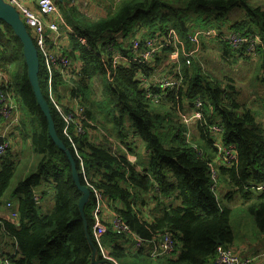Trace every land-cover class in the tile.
Masks as SVG:
<instances>
[{"label": "trees", "instance_id": "1", "mask_svg": "<svg viewBox=\"0 0 264 264\" xmlns=\"http://www.w3.org/2000/svg\"><path fill=\"white\" fill-rule=\"evenodd\" d=\"M238 9L246 19L227 25L226 15ZM64 14L74 30L69 35L66 56L72 63L81 61L83 65L80 71L72 72L70 77L75 78L71 83L55 75V89L58 98L67 101V111L71 110L70 104L72 107L77 102L86 118L81 137L70 130L84 169L99 192L120 202L122 209L118 213L130 229L145 239L155 232H170L179 248L174 259L151 261L142 251L129 253L114 243L110 231L104 239L110 257L118 264L142 257L152 264H209L219 249H228L241 260L249 258L234 251L230 227L233 209L219 201L212 189L210 168L218 151L212 145L209 127L219 121L223 145L235 147L236 162L219 167L217 182H227L231 189L227 198L239 195L247 203L246 216L258 228L259 238L264 236V191L259 194L255 187L264 181V130L257 122V113L236 100L238 94L229 77L224 81L213 79L202 73L196 60L188 65L183 58L177 71L168 69L167 74L178 85L164 92L156 84L145 89L138 74L152 76L175 48L189 47L190 35L207 29L259 37L257 54L264 67V9L251 6L248 0H122L114 12L98 20L69 10ZM133 27L142 31L145 40L167 37L169 31L177 38L169 39L155 56L156 66L135 62L114 66L106 47L113 42L124 55L115 36L127 37ZM81 37L89 48L79 44L77 39ZM221 44L224 52L232 56L228 46ZM0 48V66L10 81L21 118L13 137L29 143L35 159L34 169L13 190L12 195L18 198L17 224L0 220V239L8 237L16 242L13 255L0 244V264L4 260L8 264H90L96 251L92 237L93 198L89 194L85 198L79 161L62 134V119L47 100L45 74L39 68V90L53 120L54 135L62 145L49 135L48 122L28 78L23 45L2 21ZM92 82L101 84L104 104L91 98L87 83ZM196 99L202 103L203 119L194 128L196 136L187 141L188 129L181 115ZM96 136L106 145L95 143ZM128 156L135 157L137 163L133 165ZM18 163L10 155L2 158L0 208L6 204L4 194ZM136 166H142L144 174ZM47 192L53 194V207L45 214L39 213V196L46 197ZM148 209L152 213L147 224L141 218H146ZM106 239H111L110 243Z\"/></svg>", "mask_w": 264, "mask_h": 264}, {"label": "built area", "instance_id": "2", "mask_svg": "<svg viewBox=\"0 0 264 264\" xmlns=\"http://www.w3.org/2000/svg\"><path fill=\"white\" fill-rule=\"evenodd\" d=\"M0 1L15 9L19 19L25 26L28 35H30L32 42L34 43L37 56L41 61V69L46 77L47 100L53 107L57 116L60 117L64 123L62 134L71 144L73 153L79 161V174L84 188L93 198V208L91 211L93 219L92 237L94 249L96 251L92 256L90 264H118L114 258L110 257L109 251L104 245V238L110 231L115 237V243L129 253L142 251L146 258L151 261L171 258L177 249L173 235L170 232H155L152 233L151 237L148 239L139 236L128 227L127 223L118 213L116 208L117 201L110 197L108 198L102 192H99L84 169L83 160L76 149L74 136L81 137V135L84 134L82 122L85 121L86 118L83 116V110L77 102H74L71 110L67 111L65 109L66 104L63 100L61 101L58 98V90L55 89V75H59L61 79H63V82L71 83L75 78L74 76L71 79L70 76L72 72L77 70L80 71L83 65L81 61L74 62L76 64L72 63V60L66 56L70 49L69 35L73 34L74 30L63 21L61 16L62 12L60 11L59 6L54 0H37V9L32 10L23 5L19 0ZM71 2L74 3L75 0H71ZM175 36L176 35L173 31H169L167 37L156 36L155 38L147 39L143 42L138 39L132 40L130 42L129 51L124 50V55L120 54L119 51L114 48L115 46L113 44L107 46L106 50L110 52L114 66H128L132 62L153 65L155 62V56H158L162 52L169 39L175 40ZM188 38L189 47L183 49V57L188 65L197 58L196 56L198 55L199 47L202 41L206 39L219 40L222 38L227 41V43L225 41L224 43L228 46L230 51L235 54V56L246 57L244 59L249 58L251 61L257 60V49L261 46V39L259 37L243 35L235 31H230L224 35V33L217 29L200 30L190 35ZM77 41L82 47L89 48L88 42L84 38H78ZM102 45L103 43L99 44V46ZM179 62V50L175 48L170 54L169 62L166 63V66L168 69L174 68L175 71H177ZM138 77L139 82L145 89H147L150 82L141 74H138ZM142 79H144V81ZM177 85L178 82H176L173 77L166 74L159 83V88L164 92L166 89H171ZM69 106H71V104ZM0 119L2 120L0 122V138L3 140L0 144V159H2L10 145L13 143V135L20 125L21 118L18 104L11 92L10 81L6 77L1 66ZM202 119V103L200 99H196L192 101L191 107L181 115V122L188 129L186 132L187 141L192 140L194 134L193 129L198 122L202 121ZM71 129L73 130L74 136L70 133ZM209 132L214 140L213 146L218 151L217 154L219 158L223 159L226 164L235 163V147L233 145H223L222 136L224 132L222 131V127L218 124L212 125L209 127ZM216 142L219 144L222 143V147L218 148ZM113 145L111 147L112 151L115 150ZM120 149L122 148L120 147ZM198 156L203 158L204 154L199 152ZM128 160L133 165L137 162L136 158L131 156H128ZM210 170L211 178L214 182L212 189L217 193V171L213 168H210ZM141 173L144 174L142 171ZM255 188L258 192L261 191V189L264 190V181ZM155 191H157V189H155ZM7 209L10 210L9 222L14 225L17 224L18 214L16 210L11 211L10 203L7 204ZM141 220L147 224L150 222V220H147L146 218H141ZM252 261H254V258L250 257L241 260L228 249H219L215 257V264H251ZM2 264H8V261L4 260Z\"/></svg>", "mask_w": 264, "mask_h": 264}, {"label": "crops", "instance_id": "3", "mask_svg": "<svg viewBox=\"0 0 264 264\" xmlns=\"http://www.w3.org/2000/svg\"><path fill=\"white\" fill-rule=\"evenodd\" d=\"M19 1L23 5H25L27 8L29 7L32 10L37 9V4H36L37 0H19ZM54 1L56 3L62 2V0H54ZM84 1H85V4L83 7L85 8V11L81 12V15L86 16L91 20L102 19L109 13L107 10L111 9V10H113L112 12H114L118 8L117 7L115 9L111 5L110 0H95L94 3H96V5H93L94 0H84ZM118 1L120 2V0H118ZM77 3L78 4H76L75 2L73 3V8H71V11L79 13V11L82 9V7L80 6V8H78L77 6L80 5V3L79 2H77ZM118 4L120 5L121 3H118ZM76 9H77V11H76ZM71 28H72V26H71ZM196 32H198V31H196ZM224 32H226V31H224ZM224 35H226V33H224ZM135 39H138L141 42H143L145 40V39H142V31L138 30V29L134 30V27L132 28L131 33L127 37L124 36V34H118L115 36V40L119 44L122 45L123 51L124 50L129 51L130 42L132 40H135ZM112 44L115 46V43L112 42ZM115 48H116V46H115ZM183 49L184 48L180 49V47H178L179 57H180L181 61L184 58L183 57ZM227 55H231V54L227 53ZM232 56H233V59H232L233 64L235 63V60L237 61L238 64L240 63V60H244V57H239V56L237 57V56H235L234 53H232ZM258 61L260 62V66H261L262 61L260 60V55L257 58V60H252V67H253V65L255 67L256 64L258 66ZM163 62L158 67H156V71L155 72L153 71L152 76H150V77L144 76L150 82V84L159 85V83L163 79V76H165L167 74L168 68L166 66V63L163 64ZM154 66H156V63L154 64ZM261 68H262V70L260 71V75H258L259 77L257 78L258 79V86L256 87V93H254V92L253 93H254V99H255V96H258V103L254 105V112L257 113V122L260 123L261 128L264 130V97H263V95H264V81H263V79H264V67L261 66ZM256 69H258V68H256ZM252 74H253V69H252ZM63 102L67 105L66 100H63ZM70 108H71V106L69 107V109ZM1 121L2 120L0 119V122ZM218 123H219V121L216 124H218ZM193 133L194 134L192 136V139L196 136L195 129H193ZM102 136L104 137V135H102ZM94 138H98V139L94 140L95 143H99L101 145H106V142L105 143L102 142L103 139L101 137L96 136ZM211 138H212V136H211ZM20 141H23L21 137H20ZM25 143L27 146V152H29V153H31V155H33L31 145L27 142H25ZM213 143H214V140L212 138V145H213ZM18 146L15 144V141H14L10 145L8 151L5 153V155L3 157L5 158V157H8L9 155L11 157H13L19 152L18 149L24 148V146H21V144H19ZM216 146L218 148H220V147H222V143L219 144L216 142ZM131 157H133V156H131ZM1 162H2V159H0V163ZM212 162H213L212 168L214 170H216L217 172L219 171L218 170L219 167H222V165L226 164L223 159L219 158L218 154L216 156H214ZM32 169H34L33 162H32V165H30V166L24 165V164H22V162L18 163L16 171L14 172V175H13L14 177H13L12 181L10 182V186H9L8 190L6 191V193L4 194L5 195L4 200L6 201V204L4 207L0 208V220H2V221L5 220L8 222L10 221L9 220L10 219V216H9L10 210L7 209V204H9V203L11 204V211L16 210V212H17L18 198L15 197L14 195H12L14 187L18 182H20V181L23 182L25 180V178L27 177V174ZM143 169L144 168L142 166H136V170L140 173H141V171H143ZM263 191L264 190L261 189V191H259V192L256 191V192L261 194ZM230 192H231V189L229 188V186L225 180H223V182H218L217 193H216L217 199L219 201H222L226 206H229L236 213L234 218H233L235 225H233L231 223V220H230V227H232L233 233H234L235 229H239L237 231L236 236L234 233V243L232 245L233 249H234V251H236L237 254L241 255L242 257L250 256V258H254L253 264H264V255H263L264 236L258 238V235H259L258 228L256 229L255 226L251 225V223L249 221V217L247 218V216H245L244 214H241L239 212V209L240 208L243 209V207H245V205L247 203H244L243 201L241 202L237 196L227 198V196L230 194ZM46 194H47L46 197L39 196L38 206L41 208V210L38 209L39 213L45 214L46 212L50 211L53 207V194H51L49 192H47ZM116 208H117V211L122 209V205L120 204L119 201H117ZM236 239L239 240L238 243L235 242ZM106 241L109 242V241H111V239L110 240L106 239ZM114 243H115V241H114ZM0 244L2 245V249L7 254L13 255L15 253L16 242L12 238H8V237L5 239L1 238ZM239 244H241V245H239ZM235 245H237V246H235ZM178 254L179 253L176 251L170 259L176 258L178 256ZM209 264H215V260L210 262Z\"/></svg>", "mask_w": 264, "mask_h": 264}, {"label": "rangeland", "instance_id": "4", "mask_svg": "<svg viewBox=\"0 0 264 264\" xmlns=\"http://www.w3.org/2000/svg\"><path fill=\"white\" fill-rule=\"evenodd\" d=\"M110 1H111V5L116 9L119 5L118 3H121L122 0H120V2L118 0H110ZM77 2L80 3V5H78L77 7L78 8H80V6L82 7V9L79 11V14H81V12L85 11V8L83 7L85 4V1L75 0L76 4H78ZM94 2L95 0L93 1V3ZM248 3L253 7L261 6L264 9V0H248ZM56 4H58L60 11L63 14V15L61 14L63 21L66 24H68V26L71 28V25L69 24V22H66L67 20H65L66 18H64L63 16H65L64 14L65 12L68 13V10L71 11V8H73V3H71V0H68V1L62 0V2H57ZM93 5H96V3H94ZM107 11L111 13L113 10L109 9ZM225 18L226 19H224V21L227 23V25L233 24L234 21H242L246 19L244 12L239 9L232 11L231 13H228ZM228 32L230 31H226V32L223 31L222 33H228ZM222 41L223 42L225 41L227 43V41L222 38L219 40L206 39L202 41L199 47L198 55L196 56L197 58L195 60L199 64L202 73L212 77L213 79L217 81H224L227 77H229L232 80V85L236 93L238 94L236 100L239 103L246 105L247 107L251 108L254 111V105L258 103V96H255V99H254V93H256V87L258 86V79H257L259 77L258 75H260V71L262 70L260 66V62L258 61V66L256 64L255 67L254 65L252 67V61L249 58H247V59L241 60L239 64L235 60V63L233 64L232 62L233 56L227 55V53L224 52L223 46L221 44ZM36 56H37V53H36ZM36 61H37L38 67L41 68V61L38 58V56H37ZM167 62H169V59L165 60L163 64ZM252 69H253V74H252ZM142 80L144 81V79ZM87 85H89L91 98H93L94 100H99L100 103L104 104V101L106 99L102 96L101 84L99 82L93 84L92 82V83H87ZM61 93H63V90H61ZM14 141L17 146L21 144V146H24V148L18 149L19 152L15 156L12 157V161L14 162L19 161V162H22V164L27 165V166L32 165V162L35 159H34V156L31 155V153L27 152L26 143L23 141H20V137H17V136L13 137V142ZM102 142L105 143L104 141ZM236 196L239 198L241 202L243 201L239 195H236ZM37 209L41 210L39 206H37ZM245 210L246 208L243 207V209L241 208L239 209V212L246 216L247 212ZM151 213H152L151 210L148 209L147 213H145L147 214L146 219H148L149 214ZM235 214L236 213L233 210V213L231 215V223L233 225H235V222L233 220ZM238 230L239 229L234 230L235 236ZM235 242L238 243L239 240L236 239ZM178 251H179V248L177 252ZM119 264H152V263L150 261L148 262L146 258L142 257L139 259L130 260L128 262H119Z\"/></svg>", "mask_w": 264, "mask_h": 264}, {"label": "water", "instance_id": "5", "mask_svg": "<svg viewBox=\"0 0 264 264\" xmlns=\"http://www.w3.org/2000/svg\"><path fill=\"white\" fill-rule=\"evenodd\" d=\"M0 21H2L5 24H8L9 27H11V29L13 30L14 34L17 36V38L22 43L24 61L26 62L28 78L31 82L34 96L37 99V102L42 111V114L48 122L49 135L56 142L62 145L60 140L54 135L53 120L49 115V109H48L47 103L45 99H43L40 93V90H39V82L37 80V73H38L39 67L36 61L37 56H36L34 43L32 42L30 35H28L26 28L24 27L21 20L19 19L15 9L11 6H7L3 4L1 1H0ZM2 142L3 141L0 138V144ZM77 179H78V176H76V180ZM84 193H85V198H86L88 196V193L86 192V190H84ZM217 244H220V243L218 242Z\"/></svg>", "mask_w": 264, "mask_h": 264}]
</instances>
